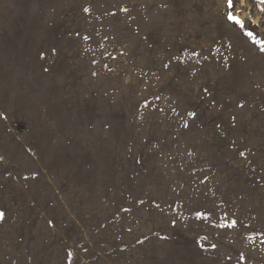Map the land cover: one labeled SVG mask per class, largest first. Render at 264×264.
I'll use <instances>...</instances> for the list:
<instances>
[{
	"label": "rangeland",
	"instance_id": "374dc122",
	"mask_svg": "<svg viewBox=\"0 0 264 264\" xmlns=\"http://www.w3.org/2000/svg\"><path fill=\"white\" fill-rule=\"evenodd\" d=\"M233 2L0 0V264H264V3Z\"/></svg>",
	"mask_w": 264,
	"mask_h": 264
},
{
	"label": "snow or ice",
	"instance_id": "6c2138e0",
	"mask_svg": "<svg viewBox=\"0 0 264 264\" xmlns=\"http://www.w3.org/2000/svg\"><path fill=\"white\" fill-rule=\"evenodd\" d=\"M237 2H240V0H237ZM261 2L264 3V0H261ZM227 6H228L229 9H232L234 7L233 0H227ZM85 11H88V9H85ZM227 16H228L229 20H232L234 23L239 24L241 27H243V21L241 20L240 17L235 15L234 12L229 11ZM247 35L254 37V33H252V32H248ZM257 42L262 45L261 51H264V41H257ZM241 155H243V153H241ZM3 216H4V213L0 212V219H2ZM235 224H236V221L233 220L229 226L230 227H234ZM213 247H215V245H213Z\"/></svg>",
	"mask_w": 264,
	"mask_h": 264
}]
</instances>
